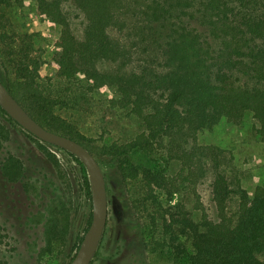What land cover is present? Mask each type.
<instances>
[{
    "label": "trees",
    "instance_id": "16d2710c",
    "mask_svg": "<svg viewBox=\"0 0 264 264\" xmlns=\"http://www.w3.org/2000/svg\"><path fill=\"white\" fill-rule=\"evenodd\" d=\"M64 1L35 0L34 7L52 24L62 25L56 41L60 49L56 78L83 75L90 90L115 89L116 103L134 114L144 130L129 142L99 149L76 124L60 116L62 95L55 94L52 79L40 75L45 59L36 50L35 35H21L18 45L9 44L5 52L12 57L10 69L6 67L5 78H0L11 94L44 127L81 142L98 160L110 156L123 179L140 182L144 203L157 202L164 188L168 201L182 190L196 192L206 161L211 160L216 170L212 193L217 221L206 214L194 221L186 204L178 200L169 205L164 218L168 240L154 239L151 248L168 246L173 264H264L259 257L264 254V186L258 185L252 194L232 189L218 170L219 149L190 146L201 130L223 119L240 124L248 114L257 121L264 143V0H73L85 16L82 37L76 34ZM23 3L0 0V17L5 9ZM0 112L19 124L1 105ZM9 134L0 122V149ZM157 149L181 162L177 175L142 172L132 160L136 151L149 154ZM45 151L58 163L54 153ZM2 173L11 182L25 179L24 161L8 154ZM85 183L92 208L88 178ZM92 214L82 233L73 238L71 206H56L47 221V247L41 256L73 238L71 262Z\"/></svg>",
    "mask_w": 264,
    "mask_h": 264
},
{
    "label": "rangeland",
    "instance_id": "374dc122",
    "mask_svg": "<svg viewBox=\"0 0 264 264\" xmlns=\"http://www.w3.org/2000/svg\"><path fill=\"white\" fill-rule=\"evenodd\" d=\"M35 4V0H24L23 6L15 4L5 9L4 16L0 17L2 78H5L6 67L10 69L12 57L5 53L9 44L15 42L14 45H18L21 35H35L36 50L45 59L40 75L52 79L49 83H52L55 94L62 95L58 114L76 124L99 149L135 138L144 130L143 124L128 109L116 103L115 89L90 90V82L83 75L71 80L56 78V59L60 51L56 41L62 33V25L52 24L45 16L37 14ZM63 6L71 17L76 34L82 37L83 12L73 0H65ZM0 122L10 131L0 149V263L67 264L74 254L73 238L82 233L93 210L85 183L89 179L87 168L69 151L42 141L19 124L9 121L2 112ZM258 127L252 114L246 115L240 124L223 119L214 127L201 130L197 139L190 141V146L217 147L220 153L218 170L226 175L232 189H246L252 194L258 185L264 186V143ZM46 149L56 155L58 163L49 158ZM10 153L24 161L26 176L21 181H8L2 173V162ZM132 160L142 172L150 170L174 176L181 169V162L169 159L160 149L149 154L136 151L132 153ZM99 162L106 176L109 215L91 264H173L170 248L163 246L154 250L151 241L168 240L164 218L168 217L169 205L178 200L186 204L196 222L203 214L213 221L218 219L212 193L216 170L209 159L205 175L196 184V192L191 188L182 190L168 201L164 188L158 201L153 203L142 202L140 182L123 179L110 156L99 158ZM63 203L71 206L73 238L71 242L57 243L52 253L41 256L47 247V221L54 214L55 207ZM237 204L236 192L231 200L233 212ZM259 257L264 259V254Z\"/></svg>",
    "mask_w": 264,
    "mask_h": 264
},
{
    "label": "water",
    "instance_id": "95a60500",
    "mask_svg": "<svg viewBox=\"0 0 264 264\" xmlns=\"http://www.w3.org/2000/svg\"><path fill=\"white\" fill-rule=\"evenodd\" d=\"M0 105L27 131L46 143L71 152L86 166L91 184L92 222L83 237L76 255L69 264H91L99 249L109 215L106 176L99 160L81 142L41 125L11 94L1 78Z\"/></svg>",
    "mask_w": 264,
    "mask_h": 264
},
{
    "label": "flooded vegetation",
    "instance_id": "af4514ba",
    "mask_svg": "<svg viewBox=\"0 0 264 264\" xmlns=\"http://www.w3.org/2000/svg\"><path fill=\"white\" fill-rule=\"evenodd\" d=\"M20 125V124H19ZM24 128V127H23ZM37 137V136H36Z\"/></svg>",
    "mask_w": 264,
    "mask_h": 264
}]
</instances>
